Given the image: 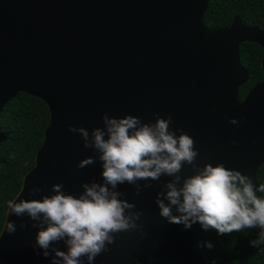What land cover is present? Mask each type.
<instances>
[{
    "label": "water",
    "instance_id": "95a60500",
    "mask_svg": "<svg viewBox=\"0 0 264 264\" xmlns=\"http://www.w3.org/2000/svg\"><path fill=\"white\" fill-rule=\"evenodd\" d=\"M209 1L0 0V113L20 92L41 99L49 111L17 202L29 198L31 187L42 188L32 197L38 199L52 195L51 186L61 182L74 195L83 192V183H103L98 159L77 168L94 153L69 126L102 127L104 113L131 114L143 122H154V113L171 115V127L194 139L199 167L224 163L258 186L256 172L264 164V79L238 100V89L248 79L239 46L261 47L264 75V31L245 26L239 17L227 28L208 29L203 15ZM229 118L240 123L230 124ZM5 138L0 133V142ZM193 174L184 164L180 183ZM172 179L139 181V195L135 185L118 186L119 198L135 205L126 215L140 213L137 227L112 234L113 243H106L108 251L94 264H206L197 246L204 237L200 224L184 230L159 215L157 195ZM7 221L17 230L8 234L3 226L0 264H51V248L48 258L33 249L38 221L8 211L4 225ZM52 247L67 250L63 242ZM82 264H88L86 257Z\"/></svg>",
    "mask_w": 264,
    "mask_h": 264
},
{
    "label": "clouds",
    "instance_id": "9594fccd",
    "mask_svg": "<svg viewBox=\"0 0 264 264\" xmlns=\"http://www.w3.org/2000/svg\"><path fill=\"white\" fill-rule=\"evenodd\" d=\"M153 116L154 122H143L131 114L115 117L104 113L102 127L89 131L69 126V131L80 134L83 146L94 153L82 159L77 168L93 165L98 159L103 183H83V192L74 195L65 192L61 182L51 186L52 195L38 199L32 197L42 188L31 187L29 198L6 202L9 214L16 217L27 214L39 222L33 225L40 229L33 248L41 250L37 254L48 258L51 248L54 253L51 264H82L83 257L88 264H94L95 257L108 251L106 243H113L112 234L137 227L135 220L140 213L126 215V210L135 205L119 198L122 194L116 191L118 186L135 185L139 195V181H158L162 176L174 178L166 183L167 191L158 193L155 201L159 215L168 223L182 225L184 230L199 223L205 232L214 229L218 235L259 228L258 238L250 240L249 246L264 251V186H255L250 177L227 168L224 163L199 167L195 163L199 149L194 147V139L183 129L171 127V115ZM229 123L238 125L240 121L229 118ZM184 164L191 165L195 174L181 184L179 173ZM16 230L13 221L4 225L8 234ZM59 242L65 244L66 251L52 247ZM197 246L214 248L208 240Z\"/></svg>",
    "mask_w": 264,
    "mask_h": 264
},
{
    "label": "trees",
    "instance_id": "16d2710c",
    "mask_svg": "<svg viewBox=\"0 0 264 264\" xmlns=\"http://www.w3.org/2000/svg\"><path fill=\"white\" fill-rule=\"evenodd\" d=\"M234 17L245 26L264 31V0H210L203 15V24L210 30L227 28ZM261 47L252 42L239 46V58L248 72V79L238 89V100L263 81ZM49 123L47 105L39 98L20 92L0 113V233L7 214V201L14 200L27 172L34 166L36 152L42 145L44 130ZM258 186H264V164L256 172ZM256 229L218 235L216 230L204 231L202 241L214 244L212 250L201 249L206 264H264V251L250 247L258 238Z\"/></svg>",
    "mask_w": 264,
    "mask_h": 264
},
{
    "label": "flooded vegetation",
    "instance_id": "af4514ba",
    "mask_svg": "<svg viewBox=\"0 0 264 264\" xmlns=\"http://www.w3.org/2000/svg\"><path fill=\"white\" fill-rule=\"evenodd\" d=\"M263 52V51H262ZM262 55H263V53H262ZM262 58V57H261ZM260 64H261V62H260ZM242 65V64H241ZM264 79V78H263Z\"/></svg>",
    "mask_w": 264,
    "mask_h": 264
}]
</instances>
